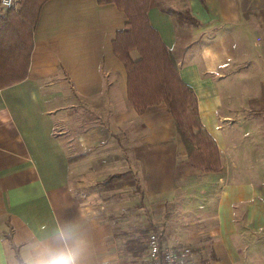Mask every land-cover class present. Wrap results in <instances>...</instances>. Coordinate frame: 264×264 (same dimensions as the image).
Listing matches in <instances>:
<instances>
[{"label": "crops", "instance_id": "0c3cea01", "mask_svg": "<svg viewBox=\"0 0 264 264\" xmlns=\"http://www.w3.org/2000/svg\"><path fill=\"white\" fill-rule=\"evenodd\" d=\"M184 10L195 23L177 26ZM147 15L171 52L177 33L190 39L178 73L221 170L187 162L164 103L139 113L129 102L112 50L127 17L113 2L47 0L27 76L0 89V264L68 224L87 237L88 264H142L137 209L142 228L160 232L159 221L164 244H192L195 264H264V0H149ZM131 238L144 245L137 256Z\"/></svg>", "mask_w": 264, "mask_h": 264}, {"label": "trees", "instance_id": "16d2710c", "mask_svg": "<svg viewBox=\"0 0 264 264\" xmlns=\"http://www.w3.org/2000/svg\"><path fill=\"white\" fill-rule=\"evenodd\" d=\"M45 1L19 0L18 9L13 7L0 12V89L27 76L33 31ZM97 1L113 2L127 17L124 27L116 32L112 40V50L126 70L129 102L139 113L149 106L164 103L177 133L186 145L187 162L201 172H219L221 160L218 147L199 120L193 90L178 73L177 59L190 43L187 33H177L176 44L181 51L175 54L149 23V0ZM175 19L177 26L195 23L188 10L176 12ZM132 51L138 53L137 59L131 57ZM143 248L138 238L125 242V250L132 256L139 255Z\"/></svg>", "mask_w": 264, "mask_h": 264}, {"label": "clouds", "instance_id": "9594fccd", "mask_svg": "<svg viewBox=\"0 0 264 264\" xmlns=\"http://www.w3.org/2000/svg\"><path fill=\"white\" fill-rule=\"evenodd\" d=\"M88 249L89 241L84 233L76 225L68 224L17 264H88Z\"/></svg>", "mask_w": 264, "mask_h": 264}, {"label": "built area", "instance_id": "2783aa9c", "mask_svg": "<svg viewBox=\"0 0 264 264\" xmlns=\"http://www.w3.org/2000/svg\"><path fill=\"white\" fill-rule=\"evenodd\" d=\"M17 0H0V12L15 7ZM142 264H195V251L189 245H163L160 235L150 231L146 235Z\"/></svg>", "mask_w": 264, "mask_h": 264}, {"label": "rangeland", "instance_id": "374dc122", "mask_svg": "<svg viewBox=\"0 0 264 264\" xmlns=\"http://www.w3.org/2000/svg\"><path fill=\"white\" fill-rule=\"evenodd\" d=\"M18 2H19V0L16 1L15 7H14L15 9H18V8H19V4H18ZM230 92H232V93H234V94H235V93L237 94V93L239 92V90H237V89H233V88H232V89L230 90ZM165 110H166V108H165ZM142 126H143V125H139V127L136 129L137 132H139V131L141 130ZM173 131H174V135H175V136H174V139H175L176 141H178L180 144H182V145L184 146L185 150H186V145H185V143L182 141L180 135L177 133L174 124H173ZM110 133H112V132H110ZM127 133H128L127 130H125V131H124V130H119V131H117V133H116L117 141L120 142V143L123 144V145H128V142H127ZM147 205H148V207H149L150 214H151L152 218H153L154 220H158L159 216H161L160 211H159L158 209L153 208L155 205H152V204L149 203V202H148ZM128 212H131V211L126 210L125 214H127ZM123 213H124V211L122 212L121 215H124ZM135 215H136V218L134 219V220H135L134 224H130L131 227H135V229H131L129 232H133V230H135V232H136V231H139V233L141 234V236H142L143 238H145V240H146V234H148L150 231H149V228L144 229V228H142V226H141V225H142L141 223H142L143 220H144V217H143V210H141V209H137ZM119 219H121V221H122V216H120ZM158 223H159V221H158ZM158 223H157L158 226H156V229H158L160 232H158V231H156V230H152V231H155V232H157V233L160 235L161 242H162V239H164V237H163V230L160 229V225H161V224H158ZM171 229H172V228H171ZM160 233H161V234H160ZM125 236H127V235H125ZM125 236H124V237H125ZM124 237H122V238L120 237V238H121V239H124ZM162 244H163V245H166V244H164L163 242H162ZM175 245H189V246L192 247V244H190V243H183V244L177 243V244H175ZM169 246H171V245H169ZM145 247H146V246H145ZM122 259L124 260V258H122Z\"/></svg>", "mask_w": 264, "mask_h": 264}]
</instances>
